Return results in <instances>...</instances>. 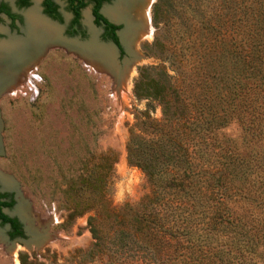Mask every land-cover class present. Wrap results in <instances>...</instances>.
<instances>
[{
    "label": "rangeland",
    "instance_id": "obj_1",
    "mask_svg": "<svg viewBox=\"0 0 264 264\" xmlns=\"http://www.w3.org/2000/svg\"><path fill=\"white\" fill-rule=\"evenodd\" d=\"M53 1L60 7L61 24L41 16L40 0H31L30 7L19 12L22 22L13 32L5 21L0 24V46L27 40L33 11L57 31L53 42L56 47L39 48L30 82L5 95L8 85L0 86V191L12 197L13 204L5 213L18 221L23 233L22 238L7 239L6 228L0 227V264H156L151 251L116 253L118 224L122 220L125 230L132 234L133 211L144 200L154 196L159 200L153 206L158 216L166 212V203L179 204L171 201L172 193L152 186L157 180L150 181L137 163L158 168L162 179L158 185L162 186L174 173L179 176L185 160L192 176H197L201 163L209 164L211 160L199 146L198 135H181L187 129L176 132L175 141L181 149L165 146V135L160 132L164 123L160 105L135 97L133 85L139 70L147 67L164 66L169 75H173L172 69L191 67L189 75L194 77L195 57L204 55L203 28L222 24L223 31L213 33L215 41L209 48H219L216 58L226 49L225 58L212 70L222 77L218 93H222V110L228 115L227 88L233 73L226 44L231 37L229 11L219 9L218 0H211L205 8L177 0L166 30L159 32L165 50L167 47L165 53L172 52L170 64L154 58V50L149 49L156 34L151 15L156 0L149 4V32L142 38L127 9L131 0H113L104 6L102 14L119 26L120 55L111 44L98 40L88 9L82 12L80 21L83 39L65 38L63 32L70 16L63 12L62 0ZM0 3L10 6L13 0ZM117 6L123 8L119 17L114 11ZM208 14L210 24L203 20ZM126 34L130 42L122 39ZM183 79L186 83L187 78ZM210 97L216 105L214 96ZM226 120L218 134L240 148L244 134L236 121ZM173 123L179 127L183 122ZM204 135L209 138L210 149L217 141L212 131ZM250 148L257 152V158L264 155V135L250 141L245 151ZM141 152L149 159H144ZM230 207L234 215L243 218L256 212L240 201L232 202ZM141 243L139 240L137 244ZM255 254L251 262H264V246H259Z\"/></svg>",
    "mask_w": 264,
    "mask_h": 264
},
{
    "label": "trees",
    "instance_id": "obj_2",
    "mask_svg": "<svg viewBox=\"0 0 264 264\" xmlns=\"http://www.w3.org/2000/svg\"><path fill=\"white\" fill-rule=\"evenodd\" d=\"M49 1L43 2L44 13L48 14L52 12ZM67 1L68 9L74 15L73 22H76L78 11L85 4L83 0ZM176 1L156 0L151 8L156 34L149 49L154 50V58L170 64L172 52L165 53L167 47L165 50L159 32L166 30ZM184 1L195 8H205L211 0ZM218 1L221 7L218 8L229 11L230 18L231 37L226 44L233 73L227 88L228 115L222 110V93H218L222 90L218 86L222 77L212 70L214 64L225 58L226 49L216 58L215 53L219 48H209L211 42L215 41L213 33L223 31L222 24L217 28H203L206 31V35L201 36L206 42L202 52L204 55L195 57L197 68L192 72L194 77L189 75L191 67L172 69L173 75H169L164 66L147 67L139 70L133 85L135 97L150 99L160 105L164 120L160 132L163 131L165 135V146L181 149V144L175 141L176 132L187 129L181 135L186 138L191 137V134L198 135L199 146L210 157L211 163H201L197 176H192L189 162L185 160L179 176L174 173L159 186L162 179L159 178L161 172L158 168L138 162L150 181L157 180L158 183L152 186L172 193L171 201H178L179 204L166 203V212L158 216L154 214L153 206L159 200L155 196L152 200H144L133 211L132 234L125 230L122 220L118 224L117 254L131 251L144 254L145 251H151L156 256V264H173V260H178V264H258L251 260L256 256L259 246H264V211L261 212L264 210V155L257 158L256 151L245 149L250 141L264 135V0ZM17 3L27 6L28 2L17 0ZM92 14L95 15V9ZM209 15L203 16L207 24H210ZM190 19L194 21L191 16ZM182 77L187 78L186 83L185 79L181 80ZM211 94L216 99V105L211 103ZM230 118L237 122L244 134L240 148L235 141L223 139L218 134V130L226 124V119ZM178 119L183 123L174 127L173 121L178 122ZM206 131H212L217 141L211 144L210 149L209 138L204 135ZM183 136L179 139L182 140ZM226 142L229 144L226 145ZM240 149H244L243 152ZM183 150L187 153V146ZM145 156L148 157L147 153L144 159H149ZM234 201L244 202L256 212L250 214L249 219L234 215L230 207ZM11 206L12 202L0 203V208ZM0 222L9 224L12 231L9 239L22 237L14 219L0 214ZM224 238L227 243L222 241ZM139 240L142 242L140 246L137 244ZM259 261L264 264L262 260Z\"/></svg>",
    "mask_w": 264,
    "mask_h": 264
},
{
    "label": "bare ground",
    "instance_id": "obj_3",
    "mask_svg": "<svg viewBox=\"0 0 264 264\" xmlns=\"http://www.w3.org/2000/svg\"><path fill=\"white\" fill-rule=\"evenodd\" d=\"M152 1L153 0H131L130 3H127V9L131 11V16L136 22V24H134V27H137L135 30H138L137 32L141 38L146 36L149 32L147 26L148 7ZM115 10H117V17H119L118 14L122 12L123 8L117 6L114 11ZM121 14L122 13L119 15ZM31 15L27 40H13L6 44V46H0V86L8 85L4 88L6 93H11L23 83L30 82L32 76L31 72L36 64L37 60L35 59L41 45H43V48L41 47L43 50L56 47L53 43L56 41L55 35L57 34L54 27L39 19L35 11H33ZM112 16L114 15L112 14ZM122 37L125 41L128 40V42H130L129 34H126V36L122 35Z\"/></svg>",
    "mask_w": 264,
    "mask_h": 264
},
{
    "label": "flooded vegetation",
    "instance_id": "obj_4",
    "mask_svg": "<svg viewBox=\"0 0 264 264\" xmlns=\"http://www.w3.org/2000/svg\"><path fill=\"white\" fill-rule=\"evenodd\" d=\"M113 0H98V1H93V0H83L85 6L81 8L78 11V17L77 21L73 22L74 15L73 13L68 9V1L67 0H62V10L64 13L68 14L70 16V19L68 21V24L66 25L63 36L65 38H76L78 40L83 39L84 37V32L80 28V21L82 17V12H84L86 9L89 11V15L91 18V25L94 30L98 32V40L104 43H109L111 44L119 53L121 54L122 50L118 41L117 37V31L119 30V26L116 24L110 22L102 13L104 10V6L108 5L111 3ZM27 6H22L17 3V0H13L12 5H8L5 3H0V8L2 11H0V24L3 23V21L6 22V27L9 31H14L16 26L18 24H21L22 18L20 16L21 11L26 10L27 8L30 7V2L31 0H27ZM43 2L44 0H40L39 6H40V11L39 13L41 16L48 22L53 23V24H61L62 22V16H61V10L58 5L55 4L53 0H50L49 2L52 4V12L44 13V7H43ZM95 9V15H93V11ZM115 40V42H114ZM3 46H6L4 44ZM6 92H3V95H5ZM0 203L8 204L12 202L13 204V199L12 197L4 192L0 191ZM10 208V207H9ZM9 208L6 207H1L0 208V214L6 216L9 219H14L9 217L6 213L5 210H8ZM18 226H19V231L21 232L22 236V229L16 219H14ZM0 227L6 228V237L9 239V234L12 232L10 229V226L8 223L2 224L0 222ZM14 238H22V237H14Z\"/></svg>",
    "mask_w": 264,
    "mask_h": 264
},
{
    "label": "built area",
    "instance_id": "obj_5",
    "mask_svg": "<svg viewBox=\"0 0 264 264\" xmlns=\"http://www.w3.org/2000/svg\"><path fill=\"white\" fill-rule=\"evenodd\" d=\"M113 137H115V143H116V130H115V136L113 135Z\"/></svg>",
    "mask_w": 264,
    "mask_h": 264
}]
</instances>
